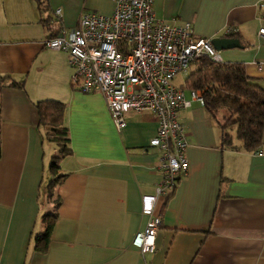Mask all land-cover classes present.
<instances>
[{
  "label": "crops",
  "instance_id": "1",
  "mask_svg": "<svg viewBox=\"0 0 264 264\" xmlns=\"http://www.w3.org/2000/svg\"><path fill=\"white\" fill-rule=\"evenodd\" d=\"M262 2L152 0L151 8L166 24L188 23L197 37L234 34L242 47L218 51L220 58L243 63L264 89ZM112 8V0H47L39 11L34 0H0V77L23 82L0 90V264H264V123L256 150L240 147L235 130L236 147L222 146L224 111L212 114L195 101L176 111L187 169L165 207V198L156 202L155 249L141 254L131 246L147 220L140 196L153 194L159 180L160 152L148 144L155 119L129 111L117 131L99 92L70 83L67 55L43 46L66 35L82 11L107 15ZM45 99L63 105L69 153L49 197L52 176L46 183L41 212L45 139L34 103ZM46 213L55 217L46 250L37 252L33 235L43 226H35Z\"/></svg>",
  "mask_w": 264,
  "mask_h": 264
},
{
  "label": "built area",
  "instance_id": "2",
  "mask_svg": "<svg viewBox=\"0 0 264 264\" xmlns=\"http://www.w3.org/2000/svg\"><path fill=\"white\" fill-rule=\"evenodd\" d=\"M112 1L111 13L82 11L66 35L46 38L43 46L67 55L70 83L84 93L99 92L117 131L129 111L150 113L155 119L156 130L148 144L160 152L159 180L153 194L140 196V212L147 220L130 241L141 254L152 253L160 226L156 202L166 197L187 169L186 143L176 111L191 101L203 106L201 90H188L185 99L173 78L196 56L205 55L215 62L221 58L210 39L195 36L188 23L174 26L157 19L152 0ZM54 14L59 15L60 10L55 9ZM258 19L264 23L263 14ZM257 36L264 41V26L258 28Z\"/></svg>",
  "mask_w": 264,
  "mask_h": 264
},
{
  "label": "trees",
  "instance_id": "3",
  "mask_svg": "<svg viewBox=\"0 0 264 264\" xmlns=\"http://www.w3.org/2000/svg\"><path fill=\"white\" fill-rule=\"evenodd\" d=\"M34 1L39 11L47 9V0ZM224 36L234 37L235 35L226 33ZM190 65H193V69L187 72L180 88L182 90H201L203 107L208 112L215 114L218 111H224L222 120L218 122L220 145L236 147L227 131L228 127L235 125L234 137L239 141V146L248 151L256 150L261 144L264 123V89L246 75L243 63L215 62L205 55H199L193 59ZM6 80L9 79L5 76L0 77V90L4 84L22 87V80ZM34 107L44 139L57 144L58 155H52L49 162V170L52 175L47 183L49 197L52 195L54 187L65 176L58 173L57 161L69 153L67 132L62 126L63 105L58 101L45 99L36 101ZM177 180L178 177L175 182ZM173 188L174 186L167 193L160 209L165 207ZM158 215L160 217V210ZM54 217V213L44 214L43 229L33 235L35 251L44 252L46 250Z\"/></svg>",
  "mask_w": 264,
  "mask_h": 264
},
{
  "label": "rangeland",
  "instance_id": "4",
  "mask_svg": "<svg viewBox=\"0 0 264 264\" xmlns=\"http://www.w3.org/2000/svg\"><path fill=\"white\" fill-rule=\"evenodd\" d=\"M222 58V61L224 60L223 57ZM191 69H193V65H189V67L178 73L174 78H173V84L177 87H180L183 83V80H184V77L186 76L187 72L190 71ZM184 93L185 95L187 96V91L184 90ZM223 111V110H222ZM234 130H235V125H232V127H228L227 128V131L229 133H234ZM57 144L53 141H48V140H44V143H43V151H44V173H43V176H42V183H41V186H40V202L41 203V212L46 210L45 209V200H44V197H45V187H46V183L48 181V179L50 178L51 173H50V170H49V162H50V158L52 155H58V152H57ZM61 160V158L57 161L58 162V165H59V161ZM42 226H44V223L41 224V221L38 219L37 223H36V226H35V230H39L42 228Z\"/></svg>",
  "mask_w": 264,
  "mask_h": 264
},
{
  "label": "water",
  "instance_id": "5",
  "mask_svg": "<svg viewBox=\"0 0 264 264\" xmlns=\"http://www.w3.org/2000/svg\"><path fill=\"white\" fill-rule=\"evenodd\" d=\"M210 43L213 49L216 51L242 47L239 44L238 39L234 37H226V36L212 37L210 38Z\"/></svg>",
  "mask_w": 264,
  "mask_h": 264
}]
</instances>
